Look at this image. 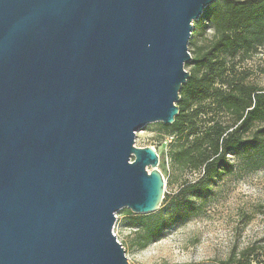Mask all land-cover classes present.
Returning a JSON list of instances; mask_svg holds the SVG:
<instances>
[{
  "label": "water",
  "instance_id": "95a60500",
  "mask_svg": "<svg viewBox=\"0 0 264 264\" xmlns=\"http://www.w3.org/2000/svg\"><path fill=\"white\" fill-rule=\"evenodd\" d=\"M216 1L0 0V264H131L117 213L166 193L136 136L175 122Z\"/></svg>",
  "mask_w": 264,
  "mask_h": 264
},
{
  "label": "trees",
  "instance_id": "16d2710c",
  "mask_svg": "<svg viewBox=\"0 0 264 264\" xmlns=\"http://www.w3.org/2000/svg\"><path fill=\"white\" fill-rule=\"evenodd\" d=\"M205 23L214 37L186 64L192 70L180 93V113L172 124L156 123L163 137L174 138L167 154L171 164L199 176L185 181L176 194L165 193L166 212L120 210L136 229L141 249L183 220L180 211L193 210L197 200L214 194L216 184L235 168L231 156L251 160L255 168L264 165V88L248 82L237 62L264 48V0H217L194 22L192 38ZM160 164L167 165L164 154ZM253 253L254 248L241 252L238 264H253ZM256 263L264 264V256Z\"/></svg>",
  "mask_w": 264,
  "mask_h": 264
},
{
  "label": "rangeland",
  "instance_id": "374dc122",
  "mask_svg": "<svg viewBox=\"0 0 264 264\" xmlns=\"http://www.w3.org/2000/svg\"><path fill=\"white\" fill-rule=\"evenodd\" d=\"M214 29L207 23L190 39L192 58L199 48L208 45ZM240 71L248 74L247 81L264 88V48L251 57L237 59ZM187 71L192 66H186ZM174 138L163 137L156 123L148 124L136 136V146L154 147L166 156L167 165H159L166 178V193L176 194L185 181L195 180L199 173L181 171L170 161L168 152ZM245 158V157H244ZM233 172L226 174L215 186L214 194L197 200L193 210H182L185 218L170 227L162 239L141 249L137 231L128 226L123 212L117 213L115 233L124 244L131 264H238L244 250L255 249L253 264L264 256V165L255 168L251 160L231 156ZM163 203L156 214L168 211Z\"/></svg>",
  "mask_w": 264,
  "mask_h": 264
}]
</instances>
